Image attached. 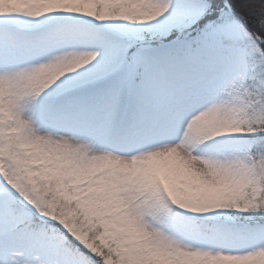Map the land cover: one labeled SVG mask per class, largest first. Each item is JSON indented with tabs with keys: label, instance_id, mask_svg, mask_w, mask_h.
I'll use <instances>...</instances> for the list:
<instances>
[{
	"label": "snow or ice",
	"instance_id": "snow-or-ice-1",
	"mask_svg": "<svg viewBox=\"0 0 264 264\" xmlns=\"http://www.w3.org/2000/svg\"><path fill=\"white\" fill-rule=\"evenodd\" d=\"M0 264H264V0L0 2Z\"/></svg>",
	"mask_w": 264,
	"mask_h": 264
},
{
	"label": "bare ground",
	"instance_id": "bare-ground-1",
	"mask_svg": "<svg viewBox=\"0 0 264 264\" xmlns=\"http://www.w3.org/2000/svg\"><path fill=\"white\" fill-rule=\"evenodd\" d=\"M0 2H3V0H0Z\"/></svg>",
	"mask_w": 264,
	"mask_h": 264
}]
</instances>
